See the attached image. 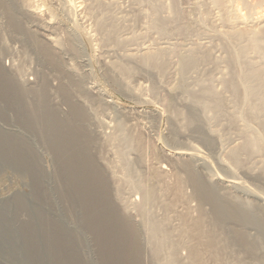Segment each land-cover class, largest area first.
Listing matches in <instances>:
<instances>
[{
    "label": "rangeland",
    "instance_id": "374dc122",
    "mask_svg": "<svg viewBox=\"0 0 264 264\" xmlns=\"http://www.w3.org/2000/svg\"><path fill=\"white\" fill-rule=\"evenodd\" d=\"M197 262L264 264V0H0V264Z\"/></svg>",
    "mask_w": 264,
    "mask_h": 264
},
{
    "label": "bare ground",
    "instance_id": "6f19581e",
    "mask_svg": "<svg viewBox=\"0 0 264 264\" xmlns=\"http://www.w3.org/2000/svg\"><path fill=\"white\" fill-rule=\"evenodd\" d=\"M178 185H180V184H178ZM220 205V204H219ZM223 208V207H222ZM228 210H229V208H228ZM218 211H220V210H218ZM224 211V210H223ZM228 213V212H227ZM226 214V213H225ZM233 214V213H232ZM199 219V218H198ZM197 220V219H196ZM193 229V228H192ZM157 231V230H156ZM154 233V232H153ZM241 234V233H240ZM234 235V234H233ZM196 236H197V234H196ZM240 236H242V235H240ZM219 238H220V236H219ZM240 238V237H239ZM216 239V238H215ZM215 239L213 238L211 241L212 242H215ZM209 240V239H208ZM210 241V240H209ZM246 241V240H245ZM249 241V240H248ZM208 242V241H207ZM240 244L242 243L241 241L239 242ZM247 243V242H246ZM217 244V243H216ZM249 243H247V245H248ZM206 245V244H205ZM211 245H213V244H211ZM243 247V246H242ZM247 246H245V248H246ZM194 248V247H193ZM198 249H199V247H198ZM251 249V248H250ZM194 251V250H193ZM196 253V252H195ZM198 254V253H197ZM193 255V254H192ZM194 255H196V254H194ZM195 257V256H194ZM201 258V257H200ZM195 259V258H194ZM196 261V260H195ZM197 264H198V262H197Z\"/></svg>",
    "mask_w": 264,
    "mask_h": 264
}]
</instances>
